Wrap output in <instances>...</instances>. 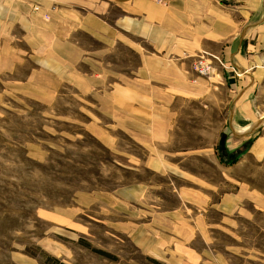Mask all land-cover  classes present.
<instances>
[{"label": "crops", "instance_id": "obj_1", "mask_svg": "<svg viewBox=\"0 0 264 264\" xmlns=\"http://www.w3.org/2000/svg\"><path fill=\"white\" fill-rule=\"evenodd\" d=\"M1 113L42 123L32 160L87 139L138 175L47 214V250L115 258L99 226L153 264H264V0H0Z\"/></svg>", "mask_w": 264, "mask_h": 264}, {"label": "rangeland", "instance_id": "obj_2", "mask_svg": "<svg viewBox=\"0 0 264 264\" xmlns=\"http://www.w3.org/2000/svg\"><path fill=\"white\" fill-rule=\"evenodd\" d=\"M41 125L36 115H0V264H14V249L37 256L40 264H153L128 242L99 226L87 239L93 248L115 258L102 257L66 236H58L63 242L57 244L60 248L47 250L55 238L47 214L70 207L78 190H110L138 175L117 170L87 139L64 154L50 152L30 159L25 152L27 142L43 137Z\"/></svg>", "mask_w": 264, "mask_h": 264}, {"label": "built area", "instance_id": "obj_3", "mask_svg": "<svg viewBox=\"0 0 264 264\" xmlns=\"http://www.w3.org/2000/svg\"><path fill=\"white\" fill-rule=\"evenodd\" d=\"M197 71L200 75L207 76L211 71V63L207 59L200 58L197 61Z\"/></svg>", "mask_w": 264, "mask_h": 264}, {"label": "trees", "instance_id": "obj_4", "mask_svg": "<svg viewBox=\"0 0 264 264\" xmlns=\"http://www.w3.org/2000/svg\"><path fill=\"white\" fill-rule=\"evenodd\" d=\"M95 252H97V253H99V254H102L103 256H106L105 254H103V253H101V252H99V251H95ZM58 264H61V263H58Z\"/></svg>", "mask_w": 264, "mask_h": 264}]
</instances>
